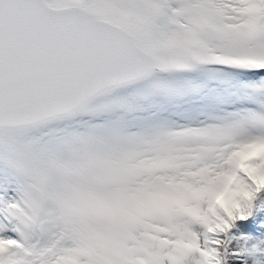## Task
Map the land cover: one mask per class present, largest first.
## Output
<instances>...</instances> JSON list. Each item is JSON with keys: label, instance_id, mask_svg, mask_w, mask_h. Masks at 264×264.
I'll list each match as a JSON object with an SVG mask.
<instances>
[{"label": "snow or ice", "instance_id": "6c2138e0", "mask_svg": "<svg viewBox=\"0 0 264 264\" xmlns=\"http://www.w3.org/2000/svg\"><path fill=\"white\" fill-rule=\"evenodd\" d=\"M262 212L264 0H0V264H264Z\"/></svg>", "mask_w": 264, "mask_h": 264}, {"label": "trees", "instance_id": "16d2710c", "mask_svg": "<svg viewBox=\"0 0 264 264\" xmlns=\"http://www.w3.org/2000/svg\"><path fill=\"white\" fill-rule=\"evenodd\" d=\"M261 215H264V212L260 213ZM237 229V230H236ZM233 233L237 236L240 237L244 234H247L248 236L252 237L253 239L251 241H249L248 243H255L258 240H264V231H260V232H252V231H248V229L243 226V224H238L237 228H235L233 230ZM243 243H245L244 240H237L234 242L235 246H240ZM248 264H252V261L249 260Z\"/></svg>", "mask_w": 264, "mask_h": 264}, {"label": "rangeland", "instance_id": "374dc122", "mask_svg": "<svg viewBox=\"0 0 264 264\" xmlns=\"http://www.w3.org/2000/svg\"><path fill=\"white\" fill-rule=\"evenodd\" d=\"M234 230V229H233ZM237 230V229H236Z\"/></svg>", "mask_w": 264, "mask_h": 264}]
</instances>
